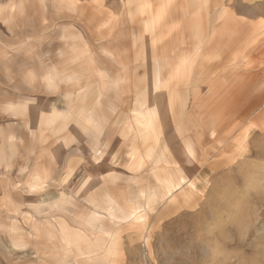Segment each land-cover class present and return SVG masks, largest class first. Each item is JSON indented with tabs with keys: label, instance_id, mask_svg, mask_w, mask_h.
<instances>
[{
	"label": "rangeland",
	"instance_id": "rangeland-1",
	"mask_svg": "<svg viewBox=\"0 0 264 264\" xmlns=\"http://www.w3.org/2000/svg\"><path fill=\"white\" fill-rule=\"evenodd\" d=\"M83 1L68 0L70 4H64L63 0H24L21 13L11 15L8 20L0 18V23L7 28L2 31L0 26V56L9 58L6 64L1 62L0 71L4 64L7 71L19 66L23 74L22 79L0 80L9 85L14 83L8 91H0L8 99L14 98L23 104L28 102V106H20L23 112L14 111L16 114H13L10 109L0 112V138L4 132L16 130L15 138L20 136L26 140L8 143L6 152L18 153L20 159L30 163L31 153L41 142L31 140L27 128L33 129L35 123L31 117H35L37 107L43 104L71 106L75 112L73 114L79 116L82 111L79 107L83 106L80 102L84 98L95 99V92L99 88L107 93L102 102L100 96L98 98L103 106H150L151 113L146 119L147 122L154 121L158 131L156 139L148 128L150 139L142 140L144 134L149 135L146 128L142 134V114H134L138 126L118 129L119 136L129 134L133 137L129 144H119L125 149L130 148L126 154L128 157H121L117 147L113 149L117 142L110 137L105 141L98 139L99 133L95 135L93 127L89 131L85 127H72L68 130L65 143L59 137V141L53 143L54 153H45L42 158L47 160L48 154L56 166H70L72 171L80 169L76 174L55 176L50 186L53 189L52 198H58L56 196L69 187L72 200L79 201V210L91 206L95 215H115L118 244L126 249L123 264H264V38L247 55L246 62L230 64L229 71L233 72L232 79L235 78L233 85L240 78L241 84L232 89L235 92L224 96V105L214 109L206 127L200 125L198 132L195 131L193 138L197 139L198 150L193 148L190 151L185 146L181 158V154L178 157L174 153L175 143L172 142L167 144V151L174 157L165 159L162 154L164 143L161 144L157 138L161 135V140L169 141L171 135L165 132L171 128L160 127L158 123L163 115L161 106H168L169 103L165 92L159 91L156 63L136 60L130 72L132 78L114 79L119 82V87L110 86L111 80L105 75L94 78L98 75L92 68L94 64H102L110 71L112 63L106 55L110 48L96 45L92 33L87 37V45L82 37L78 39L81 47L73 46L76 36H67L70 41L64 48L49 44V24H60L57 19L62 18L75 19L78 7L82 6L79 4ZM104 1H112L118 7L121 3L128 6L129 2H133L139 6L140 14L149 13L148 8L156 6V0ZM257 3L264 13V0ZM261 17L264 22V15ZM139 27L135 28L136 43L143 40L148 43L149 37L153 36L149 31L151 26L144 24L142 27L145 31ZM63 52L68 56L66 59L61 57ZM58 57L59 71L54 72L52 63L57 62ZM80 58L83 60L76 64L75 60ZM84 60L92 67L82 68ZM229 81L225 79V82ZM244 90L246 94H243ZM240 91L241 94H238ZM178 103L182 105L180 95ZM17 107H11L12 111ZM30 107L33 109L30 110ZM42 113L45 120L46 111L37 117L40 118ZM11 117L19 121H12ZM20 120H27L28 126H24ZM23 127H26L25 130ZM205 129L210 132L216 130L219 138L214 141L207 139ZM47 130L41 129L40 132ZM178 137L184 140L181 134ZM143 145L149 146L145 154L141 152ZM160 146L163 151L159 149ZM22 150L28 154L22 156L19 153ZM64 150H67L65 156ZM32 155L33 158L37 157V153ZM33 162L34 159L30 165L35 164ZM112 168L118 173L112 175ZM27 177L22 176L19 181L23 183ZM114 182L119 183L115 191L118 193L117 205L144 208L142 211L146 218L142 224L135 222L130 225V221L119 218L117 205L108 200L110 191L104 189L106 183ZM148 192L149 206L145 203ZM64 199V194L59 195L57 205L51 208H62L60 204ZM132 211L137 213L138 209ZM29 248L30 244L24 243L23 249Z\"/></svg>",
	"mask_w": 264,
	"mask_h": 264
},
{
	"label": "crops",
	"instance_id": "crops-1",
	"mask_svg": "<svg viewBox=\"0 0 264 264\" xmlns=\"http://www.w3.org/2000/svg\"><path fill=\"white\" fill-rule=\"evenodd\" d=\"M23 1L0 0V18L4 17L8 20L11 15L21 13ZM257 2L258 0H156V6L148 8L151 12L140 14L139 6L134 5L133 2L132 4L129 2L128 6L121 3L118 7L112 1L108 3L104 0H84L79 4L82 6L78 7L75 19L62 18L57 19L61 22L60 24L53 22L49 24L47 39L50 41L49 44L64 48L67 41H70L67 36H76L74 41L76 44L73 46L81 47L82 44L78 39L82 37L87 45V37L92 33L96 38V45L110 48L106 55L110 58L112 65L109 71L101 63V65L94 64L92 67L84 60L82 68H94L98 74L94 77L96 79L103 75L110 78V86L119 87V82H115L114 79L132 78L130 72L136 60L143 63H156V71L159 73V91L165 92L166 101L169 103L168 106H161L163 115L158 125L171 128L165 132L171 135L169 141L161 140V135L157 138L165 146L164 151L162 146L159 149L163 151L161 152L163 158H172L174 156L171 153L168 154L167 144L174 142V153L176 152L178 157V154H181L182 158L185 146H188L190 151H193V148L198 150L197 139L193 138L195 131L198 132L200 125L206 127L208 124L206 122L212 118L210 115L215 112L214 109L224 105V96L235 92L232 89L241 84L240 78L233 85L232 81L235 78L232 79L233 72L229 71L230 64L246 62L247 55L251 54L256 49L257 42L264 38V22L261 17L264 13L259 10ZM63 3H68V0H63ZM144 24L151 26L149 31L153 33V36L149 37L148 43L146 40L136 43L135 28L141 26L140 30L145 31L142 27ZM0 26L2 31L7 29L3 23H0ZM62 54L61 57L64 59L68 57L64 52ZM5 56H0V64L9 62V58ZM58 58L57 62L52 63L54 72L59 71L60 57ZM80 60L83 59H76V64ZM5 67L3 64L0 80L22 79L23 74L19 66L9 71ZM113 68L116 70L114 71ZM65 74L62 73V75ZM225 79H229L232 86L230 81L225 82ZM10 85L14 83L11 82ZM10 85L0 81V89L3 92L8 91ZM243 92L246 94L245 90ZM104 94L107 93L98 88L95 99L84 98L80 102L83 106L79 107L82 110L79 116L73 114L75 112L70 108L71 106H47L46 104L38 106L37 114L31 117L35 123L34 127L27 128L28 133L25 132L35 143L44 141V144L38 143L39 146H35L30 163L20 159L18 153L14 155L6 152L8 143H13L14 140L26 141L25 138L22 139L19 136L16 139V130H8L1 134L0 264H23V262L123 264L126 249L120 248L118 244V221L115 215L108 216L101 213L95 215L94 208L91 206L89 209L79 210V201L72 200L69 187L62 191L65 195V199L60 204L62 208L55 206L51 208L57 205L59 195H63L58 194L56 196L58 198H52L53 189L50 186L55 176L76 174L79 173L80 168L72 171L70 166L67 168L56 166L50 161L48 154H46L47 160L42 158L45 153H54L53 143L59 141V137L65 143L68 130L75 126L85 127L86 130L89 128L87 131L92 127L95 128V135L99 133L98 139L102 138L103 141L110 137L113 142H117L113 149L117 147L118 154L124 157L130 152V148L125 149L119 144H129L133 141V137L129 134L119 136L118 129L122 126L125 128L138 126L134 114L144 116V123L141 125L142 134L147 129L149 135L144 134L142 140L150 139V131L156 139L158 131L154 121L147 122L146 119L151 113L150 106H103L101 102ZM238 94H241V91ZM179 95L182 104L180 106ZM99 96L101 102L98 100ZM16 106L18 107L12 111L11 107ZM20 106H28V102L23 104L14 98L8 99L0 91V112L5 109H10L13 114L23 112ZM44 111L48 112L46 119L43 120L45 117L43 113L38 118V114ZM54 118L57 120L54 121ZM10 119L19 121L15 117ZM20 121L25 124L24 126H28L27 120ZM26 127H23L24 130ZM41 129L48 130L41 133ZM204 133L211 141L219 138L216 130L210 132L205 129ZM178 134L183 136L185 145ZM43 136L45 138H42ZM172 138H175L174 141H171ZM13 149L15 151L16 147L13 146ZM145 149L148 152L149 146L143 145L141 152L144 154ZM169 151L172 152L171 149ZM19 153L22 156L28 154L24 153V150ZM33 153H37V157L33 158ZM66 153L67 150H64L63 156ZM32 159L35 164L30 165ZM40 161L43 162L40 163ZM110 172L112 175L118 173L113 168ZM26 175H28L26 181L24 179L21 183L19 180ZM105 186L104 189L110 191L108 200L114 201L117 205L118 193L115 191L119 183H106ZM150 192L145 202L147 206H149ZM72 202L73 205H71ZM116 208L119 218L130 221V225L135 222L142 224L146 218L142 211L143 207L131 205L124 208L117 205ZM133 209H138V212L134 213ZM24 243L30 244V248L26 249L27 252L23 249Z\"/></svg>",
	"mask_w": 264,
	"mask_h": 264
}]
</instances>
